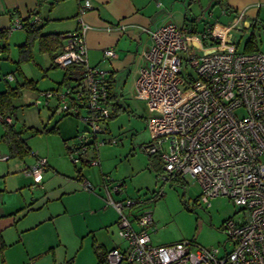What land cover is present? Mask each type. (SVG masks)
<instances>
[{
    "label": "built area",
    "instance_id": "built-area-1",
    "mask_svg": "<svg viewBox=\"0 0 264 264\" xmlns=\"http://www.w3.org/2000/svg\"><path fill=\"white\" fill-rule=\"evenodd\" d=\"M77 4L78 26L61 34V48L52 61L64 69L77 66L78 79L41 94L55 98L59 113L84 124L75 142L67 146L72 162L100 165L97 155L86 159V153L117 141L114 136L99 138L107 132L111 89L104 70L87 62L89 25L82 15L93 6L90 0H77ZM242 14L222 29L209 24L202 35L214 43L203 46L188 24L168 21L154 29L143 28L151 43L133 82L134 96L144 101L149 112L145 126L154 142L146 148L161 149L156 180L177 182L189 175L200 185L203 201L224 195L238 205L241 216L225 219L220 228L230 248L203 246L190 239L153 244L149 236L155 228L152 213L141 212L131 221L130 207L141 201L115 200L111 194L120 192L122 183L110 189L105 184V201L118 213L117 235L124 245L108 249L102 264H264V51L237 50L232 30L245 28ZM26 20L32 24L40 18L33 15ZM24 23L14 15L8 30L22 28ZM192 43L198 44L200 52L192 50ZM103 51L105 57L115 55L113 49ZM12 78V74L6 76ZM0 120L13 123L10 115H0ZM163 142L167 150H162ZM30 154L35 162L23 171L31 175L44 171L46 158ZM8 158L0 154V160ZM103 179L111 180L107 175ZM81 185L93 189L84 177ZM161 193L160 189L156 195Z\"/></svg>",
    "mask_w": 264,
    "mask_h": 264
},
{
    "label": "crops",
    "instance_id": "crops-1",
    "mask_svg": "<svg viewBox=\"0 0 264 264\" xmlns=\"http://www.w3.org/2000/svg\"><path fill=\"white\" fill-rule=\"evenodd\" d=\"M90 1L93 8L82 15L89 25L85 33L87 62L106 74L111 86L110 115L115 106L121 105L128 80L133 88L137 70L143 61L142 54L151 43L149 34L143 28L154 29L168 21L179 26L188 24L194 32L203 33L207 27L206 23L200 29L195 16L187 17L186 10H190L196 0H179L185 3L186 9L182 11L183 8L172 6L169 12L166 4L178 0ZM223 4L228 6V10L223 9ZM223 4L215 6L222 14L229 15L226 23L242 12L245 28H250L253 19L257 20V26L260 24L264 28V0H223ZM212 5L214 2L209 0L205 8ZM77 9V0H57L52 5L47 2L38 5L37 0H0V30L7 33L17 30H8L14 15L22 19L38 15L40 23L45 22L47 33L61 35L77 28ZM177 16L179 22L175 21ZM205 40V45L211 41L209 37ZM106 48L113 49L115 55L105 57L103 50ZM50 99L44 97L40 99V104L44 101L48 105ZM55 109L58 112L57 105ZM60 134L63 139L70 136L67 131ZM2 142L7 148L4 154H9L6 143ZM103 145L98 146L97 152L88 150L86 158L98 157V150ZM147 146L145 151L153 153L147 150ZM0 149H3L2 145ZM22 162H25L24 157L19 156L0 160V264H99L96 250L103 256L108 249L124 245L117 235L116 209L104 201L105 197L99 193H88L80 185V175L86 178L84 166L74 165L73 176L63 178L60 167L55 164L49 166L48 160L45 170L34 175L23 171ZM81 164L92 165L87 161ZM101 175L105 176L104 173ZM52 180L56 182L49 186ZM122 187L123 184L121 191L114 193L120 195ZM135 199L145 201L139 197ZM71 207H76L73 213H70ZM140 213L141 210L131 211L129 219L134 221V216ZM151 231L154 230L149 231V236ZM150 240L152 242L151 236Z\"/></svg>",
    "mask_w": 264,
    "mask_h": 264
},
{
    "label": "rangeland",
    "instance_id": "rangeland-1",
    "mask_svg": "<svg viewBox=\"0 0 264 264\" xmlns=\"http://www.w3.org/2000/svg\"><path fill=\"white\" fill-rule=\"evenodd\" d=\"M208 2L209 0L193 1L191 9L186 10L187 17L195 16L200 29L206 23L207 26L210 23L219 27L225 26L229 15L222 14L217 5L205 8ZM166 6L169 9L167 12L171 11L172 6L181 7L182 11L186 9L185 3L179 0ZM178 19L177 16L175 21L179 22ZM36 24L41 25L42 33H47L45 22L39 21ZM252 33L258 50L264 51V28H261L260 24L254 28L232 30L234 43L239 51ZM192 35L199 38L202 46L205 44L206 40L201 32L195 31ZM25 40L24 28L11 31L5 38H0V90L8 88L17 90L10 95L13 128L25 138L31 152L45 157L49 166H53L52 164L59 166L63 178H66V175L73 176L74 163L68 155L67 146L75 142V134L77 131L81 132L84 124L73 116H63L58 113L53 97L48 105H45L44 101L41 104L35 103L36 99H44L40 95L42 91L65 87L72 81L69 79L63 81L65 69L54 65L51 54L40 48L37 40L30 46V57L19 61V45ZM191 48L195 52H200L196 43H192ZM9 73L14 76L12 80H6ZM26 80H32V83H25ZM120 103L123 109L108 119L107 132L99 135V138L108 139L111 136L117 138L116 143L107 142L99 148L98 158L101 165H82L81 162L76 165L86 168L84 176L93 187L92 191H85L99 193L105 197V184L110 189L111 185L122 183V193L111 194L115 200L118 197H139L145 200L131 206L130 210L152 213L155 228L150 232V236L154 244L190 239L203 246L225 244L229 249L231 243L227 241L225 233L220 229L221 224L229 217L236 219L241 216L240 207L224 195H216L210 197L208 201H203L200 198V185L189 175L177 182L157 181L155 174L162 166L161 149L150 154L144 149L147 145L152 146L154 142L145 126V118L149 112L144 101L134 96L130 80L124 87V95ZM61 131L69 132V138L63 139ZM3 132V124L0 122V145L3 146L0 154L2 155L7 151L2 142ZM162 150H167L166 142L162 143ZM23 157L25 162H22V168L33 164L35 158L30 153ZM102 173L111 179L110 183L103 181ZM55 182L56 180H52L48 184L50 186ZM79 182L81 185V180ZM160 189L161 195H156ZM152 196L155 197L151 199ZM70 209V213H73L76 207ZM111 236L118 239L116 235L111 234Z\"/></svg>",
    "mask_w": 264,
    "mask_h": 264
},
{
    "label": "trees",
    "instance_id": "trees-1",
    "mask_svg": "<svg viewBox=\"0 0 264 264\" xmlns=\"http://www.w3.org/2000/svg\"><path fill=\"white\" fill-rule=\"evenodd\" d=\"M37 1H38V5L43 4L44 2L49 3V5H52L57 0H50V1L49 0H37ZM212 1L214 2V5L221 4V3L223 4V0H212ZM223 5H224L223 9L228 10V6H226L225 4ZM23 20L25 23L23 24L22 28H24L26 31V40L21 45H19V48H20V58H19L20 60L19 61L26 60L30 57V46L36 40L39 44V47L44 50H47L51 54V58H53L54 54H56L60 50L61 40H62L61 35L57 33H42L41 27H40L41 25L37 26L36 23L29 24L27 23L26 19H23ZM249 26L251 28L256 27L257 20L253 19ZM6 35H7L6 30H0V38H5ZM210 43H214V42H210ZM257 49H258L257 45L254 41V34L252 33L250 37L245 40L241 51L248 52V51H253ZM78 72L79 71H78L77 66L75 65L68 66L65 69L63 81H66L68 79L71 81H77ZM25 83H32V80H26ZM109 87L111 89V86ZM16 91H17L16 88H10V89L8 88L5 90H0V115L1 116L10 115L12 117L11 113L13 112V110H12V104L10 102V95H12L13 93H16ZM121 109H123L122 105H117L114 107L113 114L107 118L104 124L106 129H108L107 124H106L108 122V119L114 117ZM60 114H62L63 116H68L63 113H60ZM2 124L4 128V132L1 135V137L8 147L9 157L10 156L23 157L25 154L31 153V150L26 145L25 138H23L20 135V132L16 131L13 128V123H6L2 121ZM35 132H40V131L35 130ZM77 133L75 134V136L77 135ZM158 167L159 166H157V168ZM160 168L161 167H159V169H157L156 172H159ZM80 177L82 176L80 175ZM96 254L98 255L99 264H102L104 262L105 253L102 256V254H100L96 250Z\"/></svg>",
    "mask_w": 264,
    "mask_h": 264
}]
</instances>
